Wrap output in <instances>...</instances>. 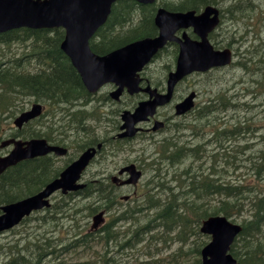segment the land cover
I'll return each instance as SVG.
<instances>
[{
  "label": "trees",
  "instance_id": "trees-1",
  "mask_svg": "<svg viewBox=\"0 0 264 264\" xmlns=\"http://www.w3.org/2000/svg\"><path fill=\"white\" fill-rule=\"evenodd\" d=\"M157 2L171 11L192 8L199 11L208 4L223 5L225 2L221 9L222 17L233 21L254 5V0ZM156 7L157 4L141 5L133 0L116 1L108 20L90 40L91 49L104 54L132 40L156 35L157 28L153 22ZM223 30L224 39L217 36V31L210 35L214 46L232 48L239 59L231 66H236L234 69L241 72L246 71L250 77V87L246 84L244 87L253 96L260 92L264 96V42L254 44L251 49L245 48L244 56L240 57L237 50L238 46L245 44L244 34L236 36V33L229 34L228 28ZM189 34L192 35L191 31ZM63 36L62 28H18L0 33V139L20 134L16 128L5 132L2 122L11 118V114L17 115L26 109L21 102L32 97L45 107L42 118L54 116L59 110L64 111L68 116V126L74 124L71 128L76 132L83 131L89 137L81 141V149L103 142L104 151L113 137L98 138L87 127L84 117L87 114L83 110L82 113L69 111L86 104L93 95L86 91L79 74L61 51L59 45ZM173 47L176 54L177 47ZM235 88H220L208 96L203 104L198 105L190 127L183 125V130H190V135L196 140L194 144L189 146L182 142L179 145L172 136L161 142L159 158L165 160L166 165L175 166L172 177L167 180L160 163L156 162L158 175L153 176V179L157 178L154 186L163 194L148 192L140 204L124 207L115 214L111 213L118 208L114 205V186L108 178L87 180L82 190L58 199L54 197L50 207L33 212L10 230L16 235L15 242L0 245V255L5 257L0 264H155L152 259H138L134 254L132 259L121 256L122 253L127 256L129 249H136L151 238L168 244L179 242L174 261L184 263L187 260L184 256L191 252L183 247L190 234L200 236L201 241L194 247V252L198 254L206 241L198 232L199 221L217 214L227 218L242 217V230L231 245V254L242 264H264V125L257 126L251 121L255 104L241 101ZM106 99L109 100L108 97ZM55 109L58 111L55 112ZM241 111L243 115L239 114ZM225 112H231L226 120L221 119ZM48 113L51 114L46 115ZM117 113L116 109L114 114ZM112 121L111 128L116 130L118 120ZM53 123L43 122L41 129H37L38 136L50 141L46 129L56 134H60V130L66 132L62 125L52 128ZM24 132L35 134L30 129ZM206 146L211 148L206 150ZM204 151L207 155L202 157ZM239 152L248 154L244 157L246 164H243L249 175L246 182L227 179L231 170H239L242 166L236 157ZM47 158L24 160L0 174V206L37 192L57 176L59 170L54 167L55 162L46 163ZM188 160L200 163L194 167L193 163L185 162ZM141 204L150 207H141ZM101 210L110 214V219L94 229L90 218ZM191 221L196 227L187 234ZM120 222L126 223L123 229L117 227ZM193 264H200V259L196 258Z\"/></svg>",
  "mask_w": 264,
  "mask_h": 264
},
{
  "label": "water",
  "instance_id": "water-1",
  "mask_svg": "<svg viewBox=\"0 0 264 264\" xmlns=\"http://www.w3.org/2000/svg\"><path fill=\"white\" fill-rule=\"evenodd\" d=\"M117 0H0V33L19 27L64 29V38L60 43L61 50L68 56L77 70L83 85L89 92H95L106 82L114 83L117 88L110 92L111 98L117 100L124 89L130 94L138 92L140 78L138 71L168 41L178 43L179 49L175 69L168 74L165 93L149 91L150 98L138 103L134 111L124 110L121 114L123 131L118 137H132L137 128L135 125L153 116L158 106L169 102L175 84L187 74L194 71H206L211 67L223 66L231 62V51L228 48L214 49L207 35L218 24V10L207 6L203 12L195 15L194 11L174 12L159 7L154 16L158 33L154 37H144L131 41L106 54L99 55L89 46V40L99 27L107 20L112 4ZM142 4L155 0H134ZM212 15V17H211ZM192 27L198 39L190 38L184 31L181 36L175 33ZM153 96V97H152ZM195 92H190L175 104V113L183 114L193 107ZM42 106L34 103L21 112L13 121L20 127L23 123L38 116ZM162 122H155L154 129ZM12 144L13 148L6 155H0V173L21 160L54 152L57 155L66 153V148L48 145L45 139L34 138L27 141L15 138L5 139L0 148ZM101 144L85 149L77 159L64 168L58 177L48 182L42 190L25 198L1 206L0 232L17 225L24 216L32 211L49 206V196L56 190L62 193L80 189L81 173L99 150ZM127 171L130 177L123 183H136L141 172L134 164L123 167L120 173ZM117 182L116 177H112ZM102 212L93 217V226L102 221ZM239 224L229 221L222 215H211L202 221L200 231L211 235V240L201 249V264H241L228 253L235 236L240 232Z\"/></svg>",
  "mask_w": 264,
  "mask_h": 264
},
{
  "label": "rangeland",
  "instance_id": "rangeland-1",
  "mask_svg": "<svg viewBox=\"0 0 264 264\" xmlns=\"http://www.w3.org/2000/svg\"><path fill=\"white\" fill-rule=\"evenodd\" d=\"M159 1V0H158ZM256 7L252 9V13L249 15L250 17H247L246 14L241 16V20L238 18L236 20H230L225 19V21L222 24V29L217 30L218 37L221 39H224L225 33L224 28L229 29V34L234 35L233 33H236L238 36L239 34H244L243 39L245 40V44L241 47L238 46V54L244 56V50L245 48H253L254 44L262 43L264 42V0H255ZM231 27V28H230ZM227 38V37H226ZM236 45V44H235ZM174 47L173 45H168L160 55L155 58L146 68H145V75L148 76H155V79H158L159 77L164 76L169 69H172L174 66ZM239 59V56L236 54L233 58V62L237 61ZM167 65V66H166ZM166 66V67H165ZM236 66H229L228 68L213 70L209 73L204 74H193L188 76L186 79L181 81V83L178 85L176 91H175V97L176 100L180 95H184L187 92L194 90L198 92V96L195 99V107L192 111L188 112L186 116L182 117H175L174 111L172 108H170L168 111L169 113L167 116H171L169 119L171 122L168 123V128L162 132H159V134H155V136L145 138H140L137 136L136 138H133L129 143L125 144L123 143L122 146L118 149L115 148V143L108 142L105 145L104 151L101 154L100 158H96V163L93 165L91 164L87 168V173H84L83 175V181H87L90 179L95 178H109V175L103 176L100 174V172L105 173H111L114 169V165L116 167L122 166L124 164H127L129 162H134L142 169L144 170V175L141 178L139 185L136 187V194L133 199L136 198L135 201L131 199L129 201V205H137L140 204L144 198L146 197L148 192L151 193H157L159 190L155 188L154 182L157 178L153 179V170L151 163L155 167L153 159L156 158L157 152L160 148V143L164 138L171 137L176 138L178 141V144L180 145L182 142H186L189 146L191 144H194L196 141L192 138L190 135V130H183V125L190 127V123H192V119L194 117V111L199 104H203L205 102V99L208 98V96L212 95L214 92L219 90L220 88H227L232 87L233 89H237V91L240 93V96L238 98L249 104H255L253 108L254 116H252L251 121L257 123V126L264 125V96L261 94V92L255 96H253V93L248 91L244 85L246 84L248 87H250V77H248L249 74L246 73V71H240L239 69H234ZM168 69V70H167ZM208 74V75H205ZM259 76V74H258ZM252 87H254L252 85ZM112 90V87L109 86V84H106L102 86L97 93L93 95L91 99H89L86 104H82L79 106L73 107V109L69 110L70 112H81L82 110L87 114L85 115V122L87 127L91 129V131L98 137V138H110L112 137L116 130H113L111 128V125L113 123L112 120H118L116 121L117 124H119V114L124 109H132L133 104L135 103L136 99L129 98V96L121 97L119 101H112L107 100L106 97L108 96V93ZM105 97V99H104ZM256 100H253L255 99ZM23 100V99H22ZM21 100V101H22ZM32 102H35V99L30 97L29 99H26L25 102H21V105H23L24 108H28L29 105H31ZM20 103V101H18ZM83 106V107H82ZM77 109V110H75ZM118 110L117 114L115 113V110ZM53 110H51L52 112ZM58 110L55 109V112ZM165 112V111H164ZM163 111L160 112V116L164 113ZM51 113H48L46 115H50ZM70 114V113H69ZM231 112H225L222 114L221 119H227L230 116ZM240 115H243L244 112H239ZM12 117L4 120L2 122V128L5 129V132L12 131L13 127V119L16 115L11 114ZM18 115V114H17ZM62 115H64L62 117ZM250 115V114H249ZM61 117V118H60ZM68 116H65L64 111H58L55 113V115H50L45 118H41L39 120L40 124H43V122H51L54 126L56 125H62L66 129V134L68 137L65 138L64 143L68 147V153L64 157H60L59 161L54 164V167L60 170V168L65 165L62 164L63 160H66L67 162L71 160V158L76 157L80 152V143L81 141H86L89 139L88 136H85L84 132H76L71 126H74L72 124L71 126H68L67 120ZM111 119V120H110ZM110 120V121H109ZM175 122H178L180 124L179 129L175 131ZM172 123V125H171ZM183 127V128H181ZM42 129H44L42 127ZM260 127L257 129L259 130ZM39 133V131H37ZM259 132V131H258ZM6 139V136L0 139L3 140ZM211 148V146H206V150ZM213 148V146H212ZM9 148H3V150L0 152V154L7 153ZM248 153V152H247ZM207 155V151H204L202 153V157ZM246 153L239 152L238 160L240 164H242L241 168L239 170H231L230 174L227 175L228 180L237 181V179H240L241 181L246 182L249 175L246 173L245 166L243 164H246V161L244 157H246ZM232 156H235L233 154ZM165 160L159 159L157 160L158 163H160V167L162 168V173L166 176L167 180H170L172 177V173L175 171V166L166 165L164 162ZM66 162V163H67ZM188 163H193L194 167L200 163V161H185ZM230 165V164H229ZM232 167V165H230ZM230 167V168H231ZM229 168V169H230ZM196 169V168H195ZM198 169V168H197ZM152 170V171H151ZM178 172V170H177ZM169 174V175H168ZM163 175V176H164ZM244 178V179H243ZM153 179V182L150 183V181ZM153 186V187H152ZM132 189L129 191H124L122 194H128L131 193ZM160 194H163V191L159 192ZM60 196H62L60 193H56L55 197L58 199ZM120 199L118 195V200ZM89 202V200H86ZM212 201V200H211ZM52 202H54V199H52ZM213 203V201H212ZM127 204L123 205L122 207H118L116 210H112L111 213L118 214L120 209L126 207ZM129 206V207H132ZM247 208V207H246ZM232 219H234L235 222H239L242 219L241 216H232ZM110 219V214H105L103 223H107ZM90 224L92 223V219L90 218ZM201 223V220L199 221ZM101 224V225H102ZM126 223L120 222L118 228L123 229ZM196 227V224L194 222H189V230L187 231V234L191 231H194ZM202 235V234H201ZM15 234L12 231H7L0 233V245H11L15 241ZM204 238L207 239V237L204 236ZM200 236H197L196 234H190L188 241L186 244L183 245L185 250L191 251L187 255L184 256V259H187L184 263L181 261H174L173 253H175L180 246V243L178 242H168L164 243L163 241L155 240V238H151L148 241L143 242L142 244H139L138 248L136 249H129L127 251V256L125 253H122V258H128L132 259L134 254L137 256L138 259L148 260L152 259L154 260L155 264H193L194 260L198 257H200L196 252H194V247L198 242H200ZM89 258L88 256H86ZM4 255H0V261H3Z\"/></svg>",
  "mask_w": 264,
  "mask_h": 264
},
{
  "label": "flooded vegetation",
  "instance_id": "flooded-vegetation-1",
  "mask_svg": "<svg viewBox=\"0 0 264 264\" xmlns=\"http://www.w3.org/2000/svg\"><path fill=\"white\" fill-rule=\"evenodd\" d=\"M145 68L140 72V79H141L140 80V83H139L140 87L141 88H146L148 86L149 91L155 90L158 93H164L166 91V85H167V80H168V76L166 75L167 73L164 76L159 77L158 79H155V76L145 75ZM168 71H170V70H168ZM180 83H181V81H179V82L176 83V85L173 88V92H172L170 101L166 105H163L161 107H158L157 110H156V115L154 117L153 116H152V118L149 117L145 122H142L139 125H137L140 129L132 137H130L128 139L121 140L119 142H116L115 146H117V149L120 148L123 143L127 144L133 138H136L137 136H139L140 138L147 139L148 137L155 136V134H159V132H162V131L166 130L168 128V126H169L168 123L171 122L169 120L171 118V116H167V114L169 113L168 110L170 108L173 109V111H174L173 113H174V116L175 117H182V116L184 117V116H186L187 113L184 114V115H182V116H176L175 115V104L177 102H179L180 100H182V98L185 96V94L183 96L180 95L177 98V100H176L175 91H176V89H177V87H178V85ZM109 86L112 87V90H114L116 88L113 84H109ZM124 91L121 93L122 94L121 97H123V96H125V97L129 96L130 99L131 98L136 99L135 105H137L138 102L141 101V100H145V99L150 98L149 91H140V92H137V93L131 94V95L128 94L127 92H124ZM198 95H199L198 92H196V97ZM108 96H109V93H108ZM162 111L163 112L165 111V112L163 114H161V115H164V116L161 117L160 116V112H162ZM41 118H42L41 116H38V117L30 120L29 121L30 124L27 122V124L21 125L18 128V131H19L20 134L17 136V139H21V141H26L27 139H32V138L40 137L37 134V129H41V124L39 123V120ZM156 120H160V121H162L164 123V125L161 128H159L158 130H154L152 128L153 125L155 124V121ZM28 124H29V126H28L29 128L26 126ZM120 125H121V119H120L119 124H118V130L115 132L114 136H116L119 132H121ZM171 125H172V123H171ZM174 126H176L175 127V130H177V129H179L180 124L178 122H175ZM51 127L54 128V129L59 128L58 126L55 127L54 125H51ZM27 129H30V130L34 131L35 134H32V135L31 134L30 135L25 134L24 131L27 130ZM46 131H48L47 134H46V136L50 137L51 140L48 141L43 136H41L40 138H45L47 140V142L49 144H51V145H59V146H62V147H66L67 148V152L65 154L57 155V154H54L53 152H51V153H49V154L46 155V156H48V158L46 159V163L55 162V161L58 162L60 157H64L68 153V147L66 146V144L63 141L68 136H67L66 132L63 131V130H60V132H61L60 134H56L51 129H46ZM35 158H38V157H35ZM66 162H67L66 160H63L62 164H65L66 165L67 164ZM131 163H134V162H129V163L124 164V165L119 166V167H117V165L115 167V165H114V168H113L114 170L111 173L110 172L109 173L100 172V174L103 175V176H106L108 174L109 175V179L111 181V184L114 186L113 193H114V196H115V201H114L115 207H122L125 204H127L126 207L132 206V205H129L128 203H129V201L131 199H133L132 197L135 196V194H136V190L135 189L139 185V182H140L141 178L143 177V175L145 173L144 170L142 169V167H140L139 165H137L136 163H134L136 169H138V170H140L142 172L141 177L139 178V180L137 181L136 184L123 183L122 181H125V180H127L129 178V173L127 171H123L122 173H120V170L123 167H125L126 165L131 164ZM65 165H63L60 168L59 171H61L63 168H65L64 167ZM152 168L155 169L156 167L153 166ZM87 172L88 171L86 170L84 173H87ZM157 175H158V173L155 172V171H153V176H157ZM57 176H58V174H57ZM55 177H52V178H55ZM112 177H116L118 179V181L117 182H114L112 180ZM131 189H132V192L131 193L122 194L121 195L122 192L129 191ZM118 195L120 197L119 200H118ZM133 200L135 201L136 198H134ZM140 206L141 207H150L148 205L147 206L146 205L144 206L143 204H141ZM151 207H154V206H151Z\"/></svg>",
  "mask_w": 264,
  "mask_h": 264
},
{
  "label": "bare ground",
  "instance_id": "bare-ground-1",
  "mask_svg": "<svg viewBox=\"0 0 264 264\" xmlns=\"http://www.w3.org/2000/svg\"><path fill=\"white\" fill-rule=\"evenodd\" d=\"M201 2V1H200ZM214 2V1H213ZM216 4V3H215ZM164 5V4H163ZM205 5H206V3H205ZM236 6V5H235ZM235 6H233V7H235ZM244 7V6H243ZM192 8V7H191ZM190 9V8H189ZM193 9V8H192ZM234 9V8H233ZM242 9V8H241ZM198 10V9H197ZM231 28V27H230ZM107 30V29H106ZM136 32V31H135ZM106 34V33H105ZM111 34V33H110ZM109 40V39H108ZM107 40V41H108ZM5 61V60H4ZM11 61V60H10ZM263 61V60H262ZM14 65H15V63H14ZM167 66V65H166ZM165 66V67H166ZM6 69V68H5ZM8 70V69H7ZM168 70V69H167ZM15 84V83H14ZM16 85V84H15ZM25 90V89H24ZM27 90V89H26ZM2 92V91H1ZM20 92V91H19ZM27 95V94H26ZM2 101V100H1ZM11 105V104H10ZM15 105V104H14ZM169 119V118H168ZM111 120V119H110ZM109 120V121H110ZM166 121V120H165ZM83 126V125H82ZM176 127V126H175ZM77 129V128H76ZM80 131V130H79ZM176 131V130H175ZM89 132V131H88ZM90 141V140H89ZM94 141V140H93ZM110 142V141H109ZM116 144V143H115ZM217 145V144H216ZM39 174V173H38ZM36 176V175H35ZM217 181V180H216ZM105 187H106V185H105ZM94 190V189H93ZM96 190H98L99 191V189H98V187H97V189ZM101 190V189H100ZM109 190H110V188H109ZM112 190V189H111ZM101 192H103V191H100V193ZM105 194V193H104ZM104 194L102 195V196H104ZM108 194H110V193H108ZM106 195V194H105ZM134 201V200H133ZM149 201V200H148ZM91 205V204H90ZM79 207V206H78ZM89 208V207H88ZM80 210V209H79ZM89 210V209H88ZM66 216V215H65ZM87 216V215H86ZM72 219V218H71ZM45 221V220H44ZM57 226V225H56ZM47 232V231H46ZM47 241V240H46ZM45 242V241H44ZM43 242V243H44ZM32 244V243H31ZM31 250V249H30ZM20 256V255H19ZM23 260V259H22ZM25 261V260H24ZM37 263V262H36ZM39 263V262H38ZM21 264V263H20ZM33 264V263H32Z\"/></svg>",
  "mask_w": 264,
  "mask_h": 264
}]
</instances>
